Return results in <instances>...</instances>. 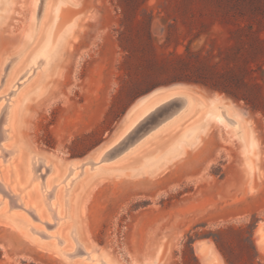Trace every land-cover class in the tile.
I'll return each instance as SVG.
<instances>
[{"label": "rangeland", "instance_id": "rangeland-1", "mask_svg": "<svg viewBox=\"0 0 264 264\" xmlns=\"http://www.w3.org/2000/svg\"><path fill=\"white\" fill-rule=\"evenodd\" d=\"M120 1L0 0V106L11 107L5 145L19 150L0 156V176L14 187L33 154L49 180L84 171L67 222L32 216L48 238L15 227L0 205V264H264V0H146L127 19ZM60 38L35 72V52ZM175 95L192 110L132 130ZM73 228L83 251L68 257L55 236L71 251Z\"/></svg>", "mask_w": 264, "mask_h": 264}, {"label": "bare ground", "instance_id": "bare-ground-1", "mask_svg": "<svg viewBox=\"0 0 264 264\" xmlns=\"http://www.w3.org/2000/svg\"><path fill=\"white\" fill-rule=\"evenodd\" d=\"M62 43L63 39L61 38L56 41L52 46L50 45V42L47 41L35 52L32 62L35 64V72L39 70H44L52 63V61L59 55V52L62 48ZM34 71H32L28 75L27 79L31 77ZM190 105L191 100L188 96H172L162 102V104L159 105L156 109L144 112L143 115H141L133 123L132 126L134 127V129L132 130H135L139 125L146 122L153 116L159 117L156 126L170 122L175 118L179 117L180 115L182 116V114L185 113V111L189 108ZM10 108V104L8 103H4L2 106H0V156L8 157L6 161L13 159L19 152L18 148L15 145H5V140H7L10 135ZM210 111V114H212L215 120L223 122L222 116L225 113L224 109H220L219 107H217ZM194 129L184 132L182 134V140L170 146L169 151L167 150L168 153L166 155L164 154V156H167L168 154L170 155V153H173L174 151L178 150L183 145L181 142H185V139H194L195 137H197V130ZM117 146H115L113 149L115 150ZM110 157L111 155L108 156V159ZM151 160L149 163L151 164V166L157 163V161ZM25 167L26 175L24 180L16 184L14 187L11 185V183H8V181H4V178L0 176V192L3 193L4 197H9L8 201L5 200L3 196H0V205L3 202L6 203V214L10 216L9 222H11L15 227L20 230H23L26 234L30 235L31 237H34V239L43 240V238H48L49 236H52V234L48 233V231L46 230V225L52 224L53 227H57L67 222V220L71 217V197L73 196L72 194L74 188L80 180L81 176L83 175L84 171L80 170L77 173H74V169L76 167H69L67 173H65L63 177L59 180H49L47 178V171H49L50 168L48 169L49 166L45 164L44 158L38 154L29 155L28 159L25 161ZM78 167H83V165H79ZM44 168L47 169L46 172ZM153 168L155 169V167ZM15 180H13L12 182H14ZM35 193H37V197L31 202H27V197H29L30 195H34ZM14 206H21L25 210V212L17 214L18 216L11 214L10 211ZM32 216L36 217L42 223H44L45 227L43 229L36 227ZM257 232L259 238L263 236L264 226L258 227ZM69 234L71 237H74L75 242V246L71 251L61 250L60 245L65 240L59 238L58 236H55L57 238L55 247L68 257H76L82 253L83 245L78 241L77 231L75 228L71 229ZM197 251L206 256V252L203 250L202 247L199 248ZM88 254V258H91V253L88 252Z\"/></svg>", "mask_w": 264, "mask_h": 264}, {"label": "trees", "instance_id": "trees-1", "mask_svg": "<svg viewBox=\"0 0 264 264\" xmlns=\"http://www.w3.org/2000/svg\"><path fill=\"white\" fill-rule=\"evenodd\" d=\"M144 1H146V0H121L120 3H119V5H120V8L122 10L123 18L124 19H127L128 18V14H129V11L128 10L130 8H132V9H138V7L140 6V4L142 2H144ZM175 80H177V79H173L172 81H175ZM251 235H252V233H251ZM252 244H253V249L255 250V256H258L256 247H255V245H254L253 242H252Z\"/></svg>", "mask_w": 264, "mask_h": 264}, {"label": "crops", "instance_id": "crops-1", "mask_svg": "<svg viewBox=\"0 0 264 264\" xmlns=\"http://www.w3.org/2000/svg\"><path fill=\"white\" fill-rule=\"evenodd\" d=\"M74 34H76V30L74 29V30H72L71 31V37H73L74 36ZM180 88H183V89H187V87H185V86H181ZM160 90H154V91H152V92H150L149 94H147L146 96H147V98L148 97H154V96H157V94H160ZM194 92L195 91H192V93L194 94ZM146 96H144V98L146 97ZM143 99V98H142ZM141 99V100H142ZM199 99V98H198ZM141 102V101H140ZM126 160V159H125ZM264 222V221H263ZM197 242H202V244H203V250L206 252V257H208V256H210L211 255V253H212V250L214 249V247H213V245L209 242V241H207V240H205V239H201V240H198V241H196L195 242V244L197 243Z\"/></svg>", "mask_w": 264, "mask_h": 264}, {"label": "water", "instance_id": "water-1", "mask_svg": "<svg viewBox=\"0 0 264 264\" xmlns=\"http://www.w3.org/2000/svg\"><path fill=\"white\" fill-rule=\"evenodd\" d=\"M201 247H203V244H202V242H197L196 244H195V248L198 250L199 248H201Z\"/></svg>", "mask_w": 264, "mask_h": 264}]
</instances>
